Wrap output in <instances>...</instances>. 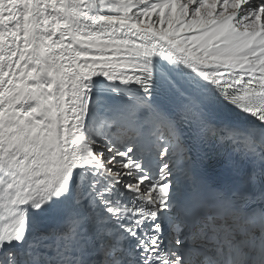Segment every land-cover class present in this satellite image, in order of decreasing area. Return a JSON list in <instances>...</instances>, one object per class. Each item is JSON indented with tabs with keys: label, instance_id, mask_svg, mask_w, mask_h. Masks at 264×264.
<instances>
[{
	"label": "snow or ice",
	"instance_id": "obj_1",
	"mask_svg": "<svg viewBox=\"0 0 264 264\" xmlns=\"http://www.w3.org/2000/svg\"><path fill=\"white\" fill-rule=\"evenodd\" d=\"M0 264H264V0H0Z\"/></svg>",
	"mask_w": 264,
	"mask_h": 264
}]
</instances>
